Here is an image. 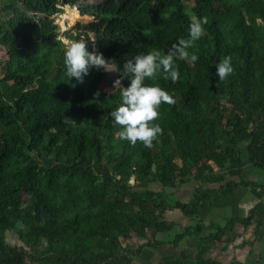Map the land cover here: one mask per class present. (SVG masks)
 Segmentation results:
<instances>
[{
    "label": "trees",
    "instance_id": "trees-1",
    "mask_svg": "<svg viewBox=\"0 0 264 264\" xmlns=\"http://www.w3.org/2000/svg\"><path fill=\"white\" fill-rule=\"evenodd\" d=\"M189 1L0 0V264H219L209 253L225 248L233 223L258 224L260 207L224 228L198 223L157 240L173 227L167 211L193 219L206 205L199 188L186 204H171L168 191L191 180L225 183L246 164L264 171V0ZM67 7L91 18L70 40L85 39L109 61L82 83L66 75L67 44L54 33ZM193 16L208 18L188 49L198 60L177 59L175 83L145 81L175 100L159 108L162 134L151 148L121 140L109 113L121 103L113 82L131 79L124 62L166 53L189 37ZM226 56L234 71L220 80ZM134 237L144 243L122 245ZM187 237L199 240L195 252L178 249ZM147 248L172 251L136 262Z\"/></svg>",
    "mask_w": 264,
    "mask_h": 264
},
{
    "label": "clouds",
    "instance_id": "clouds-1",
    "mask_svg": "<svg viewBox=\"0 0 264 264\" xmlns=\"http://www.w3.org/2000/svg\"><path fill=\"white\" fill-rule=\"evenodd\" d=\"M208 23V18H197L193 16L189 25V37L180 38L177 43L167 50L166 53L153 49L147 54H138L133 59L127 60L123 64L125 73L131 76L127 87H123L121 79L113 82V89H121V103L109 113L115 124L122 127L118 133L121 140H127L135 146L141 142L144 147L151 148L153 141L163 130L158 123L159 108L161 104L172 105L175 100L166 90L158 84H146V80L155 81L158 76L173 83L180 78L177 59L188 61L194 64L198 60L196 54H190L188 49L205 35L204 25ZM88 42L81 38L79 40L67 41L64 64L68 78H75L78 83H82L84 76L88 74L90 67L108 68V62L102 53L95 50L89 52ZM234 71L231 64V57H224L216 66L215 75L224 80ZM99 92L94 93L98 96Z\"/></svg>",
    "mask_w": 264,
    "mask_h": 264
},
{
    "label": "crops",
    "instance_id": "crops-1",
    "mask_svg": "<svg viewBox=\"0 0 264 264\" xmlns=\"http://www.w3.org/2000/svg\"><path fill=\"white\" fill-rule=\"evenodd\" d=\"M245 168L239 177H227L225 183L200 184L191 180L168 191L171 204H186L199 188L200 196L204 198L206 205L198 210L193 219L183 216L177 209L167 211L164 215L165 220L172 222L173 227L167 234H158L157 240L167 242L184 227L198 223L224 228L234 220L247 218L253 210L260 207L261 215L256 226L251 224L245 228L241 223L234 222L229 237L224 239L225 248L222 250L214 248L209 256L219 264H264V171L257 172L249 164H246ZM240 181L252 182L256 186L246 187L241 185ZM226 184L232 186L224 187ZM198 244L199 240L196 237H187L178 243V249L195 252ZM171 251L168 248L161 256H170Z\"/></svg>",
    "mask_w": 264,
    "mask_h": 264
},
{
    "label": "rangeland",
    "instance_id": "rangeland-1",
    "mask_svg": "<svg viewBox=\"0 0 264 264\" xmlns=\"http://www.w3.org/2000/svg\"><path fill=\"white\" fill-rule=\"evenodd\" d=\"M184 2H186L188 5H191V2L189 0H183ZM73 14H77V20L74 22V17ZM12 15V12H8L6 14H2L1 18L2 20H5L7 18H9ZM87 20H91V18L88 17H82L78 11H76L75 9L71 10L68 7L65 8V11L60 14L55 23L57 24V29L55 30V34L57 35L58 40H60V42H62L63 44H67V41L70 40L71 35L73 34L75 28L79 25L82 24L83 22L87 21ZM4 55H3V51H0V59H3ZM122 245L123 246H136V244H142L144 243V240L141 239H137L134 237L131 239H127V240H121ZM8 243L10 246H15L17 245V242L14 238L13 234H10L8 236ZM49 244V234L48 232L44 235V237L42 238V246L46 247ZM170 253V252H168ZM162 254H165L163 252H158L156 250H153L151 248H147L144 252H143V256H141V258H137L134 259L136 262H145V263H158L161 260V256Z\"/></svg>",
    "mask_w": 264,
    "mask_h": 264
}]
</instances>
